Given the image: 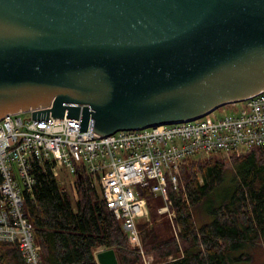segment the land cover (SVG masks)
<instances>
[{
    "label": "water",
    "instance_id": "obj_1",
    "mask_svg": "<svg viewBox=\"0 0 264 264\" xmlns=\"http://www.w3.org/2000/svg\"><path fill=\"white\" fill-rule=\"evenodd\" d=\"M262 92L264 0H0V119L45 107L111 135Z\"/></svg>",
    "mask_w": 264,
    "mask_h": 264
},
{
    "label": "trees",
    "instance_id": "obj_2",
    "mask_svg": "<svg viewBox=\"0 0 264 264\" xmlns=\"http://www.w3.org/2000/svg\"><path fill=\"white\" fill-rule=\"evenodd\" d=\"M52 164L33 158L36 183L24 202L42 264H99L97 254L105 249H114L120 264H143L91 175L78 170L67 191ZM227 172L232 183L224 186ZM167 187V201L139 187L150 217L139 220L138 229L153 264H264L263 148L188 158L181 165L179 188L170 182ZM168 201L181 228L179 241L167 214L159 212ZM0 264L27 263L15 243L0 242Z\"/></svg>",
    "mask_w": 264,
    "mask_h": 264
},
{
    "label": "built area",
    "instance_id": "obj_3",
    "mask_svg": "<svg viewBox=\"0 0 264 264\" xmlns=\"http://www.w3.org/2000/svg\"><path fill=\"white\" fill-rule=\"evenodd\" d=\"M240 103L239 112L223 117L206 118L207 114L192 121L111 135L80 131L81 120L54 118L51 112L48 121L33 119V111L45 107L5 115L0 119V242L15 243L27 264H42L33 224L24 211L26 193L36 183L32 160L40 158L53 161L55 176L64 168L71 174L84 168L94 175L107 206L122 221L131 246L145 258L138 221L149 218V206L139 187L162 194L167 201V183L179 188L186 159L264 149V92L233 105ZM28 112L31 119L25 118ZM170 203L159 212L168 214L179 241L181 228Z\"/></svg>",
    "mask_w": 264,
    "mask_h": 264
},
{
    "label": "rangeland",
    "instance_id": "obj_4",
    "mask_svg": "<svg viewBox=\"0 0 264 264\" xmlns=\"http://www.w3.org/2000/svg\"><path fill=\"white\" fill-rule=\"evenodd\" d=\"M242 107H243V103H240L238 105H233L232 103L231 104H227V105H224V106H221V107L215 109L206 118L223 117V116H226L228 114H235L236 112H239ZM22 115H23V113H22ZM196 157L197 158H201L203 156H202V154H199ZM87 174L88 175H91L88 170H87ZM60 175H61V179H60L61 184L63 183L64 180L68 181L69 183L70 182H73L74 181V178H75L74 174H71L65 168L62 171H60ZM91 177L93 178L94 185L96 186V188L102 194V190H101V186L99 184V181L94 180V175H91ZM231 178H232V173L231 172H227L225 181L223 183L224 186H228V185H230L232 183ZM21 188L22 189L24 188L23 181H22V184H21ZM167 215H164V216H166L170 220V218ZM140 220H149V218L148 219H140ZM172 232L174 234V237L177 239L176 233H175L173 227H172ZM142 245H143V243H142ZM144 253H145V258L141 255L142 256V259H143L142 260L143 261V264H153L154 263V256L152 254L146 253L145 249H144Z\"/></svg>",
    "mask_w": 264,
    "mask_h": 264
},
{
    "label": "crops",
    "instance_id": "obj_5",
    "mask_svg": "<svg viewBox=\"0 0 264 264\" xmlns=\"http://www.w3.org/2000/svg\"><path fill=\"white\" fill-rule=\"evenodd\" d=\"M76 175H77V172H76V174H74L75 178H76ZM57 177L59 178V180L61 179V175H59V176H57ZM75 178H74V180H75ZM64 181L66 182V185H64V184L62 183L63 185L61 184V185H62L61 188L65 189V190H67V191L70 190V188H71V183H72V182L69 183V182L66 181V180H64ZM60 183H61V182H60ZM36 244H37V243H36ZM37 245H38V244H37ZM38 246H39V245H38ZM39 248H40V247H39ZM100 251H101V250H100Z\"/></svg>",
    "mask_w": 264,
    "mask_h": 264
}]
</instances>
